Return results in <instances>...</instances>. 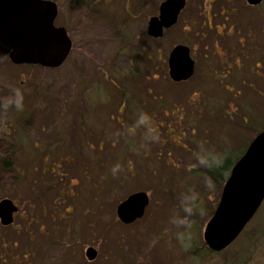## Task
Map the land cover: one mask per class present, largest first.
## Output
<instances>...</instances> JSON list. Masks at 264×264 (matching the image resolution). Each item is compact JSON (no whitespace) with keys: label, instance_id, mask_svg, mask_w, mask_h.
I'll list each match as a JSON object with an SVG mask.
<instances>
[{"label":"rangeland","instance_id":"374dc122","mask_svg":"<svg viewBox=\"0 0 264 264\" xmlns=\"http://www.w3.org/2000/svg\"><path fill=\"white\" fill-rule=\"evenodd\" d=\"M161 1L55 0V24L72 41L64 62L46 67L0 59V97L14 87L24 93L23 109L0 110V161L9 156L12 164L9 170L0 164V199L18 206L13 222L0 223V264H264V200L232 243L212 251L203 230L224 182L205 190L190 170L198 141L236 151L264 126V4L243 18V0H186L162 37L147 38V19L158 15ZM229 9L240 13L228 30L222 23L232 22ZM257 41L259 48H251ZM176 43L189 45L195 59L191 78L179 82L166 69ZM129 45L138 53L133 67ZM131 67L127 97L136 104L119 111L126 75L117 72ZM201 94L217 104L214 111L201 108L203 118L191 122ZM140 111L151 115L157 140L145 141L142 128L130 133ZM83 118L88 132L81 130ZM105 180L113 183L101 192ZM189 187L201 193L202 211L188 228L193 247L186 251L170 219ZM138 190L148 193L149 204L125 223L116 206ZM89 246L96 250L91 259Z\"/></svg>","mask_w":264,"mask_h":264},{"label":"water","instance_id":"95a60500","mask_svg":"<svg viewBox=\"0 0 264 264\" xmlns=\"http://www.w3.org/2000/svg\"><path fill=\"white\" fill-rule=\"evenodd\" d=\"M256 3L260 0H248ZM185 0H163L158 15L148 21V32L154 37L173 25ZM58 7L55 0H0V59L8 56L16 63L57 67L67 58L72 41L63 25H56ZM189 47L175 44L168 54V74L174 81L189 79L194 60ZM264 199V129L249 142L244 153L230 169L218 203L207 220L203 239L212 251L226 248L238 237ZM149 203L148 193L133 191L116 206L125 223L140 218ZM18 206L9 197L0 199V222L8 225ZM87 258L96 255L94 247L85 251Z\"/></svg>","mask_w":264,"mask_h":264},{"label":"clouds","instance_id":"9594fccd","mask_svg":"<svg viewBox=\"0 0 264 264\" xmlns=\"http://www.w3.org/2000/svg\"><path fill=\"white\" fill-rule=\"evenodd\" d=\"M23 109L24 93L20 87H14L9 94L0 97V110L7 111L9 108ZM142 128L144 130L145 141H155L159 138L158 132L152 124V117L146 111H140L134 124L129 130L133 133L135 129ZM227 140V137H224ZM230 147L226 146L217 149L210 146L206 141L197 142V148L194 151V161L190 168L201 178V185L205 190H214L216 186V175L218 170L224 169L228 160ZM121 165L117 162L112 167L115 174ZM201 193L194 188H186L177 196L176 211L170 219L171 225L175 226V233L178 242L184 250H190L193 247L192 233L188 231L192 223L193 217L202 211Z\"/></svg>","mask_w":264,"mask_h":264},{"label":"trees","instance_id":"16d2710c","mask_svg":"<svg viewBox=\"0 0 264 264\" xmlns=\"http://www.w3.org/2000/svg\"><path fill=\"white\" fill-rule=\"evenodd\" d=\"M129 47H131V45H129ZM143 51V50H142ZM132 54H135V55H132V56H134V57H131V59H130V63H131V65L130 66H132L133 67V65H136L135 63H133V62H137V54H136V52L134 51ZM146 56L149 58L151 55H150V53H146ZM132 67L131 68H129L128 69V71H119L118 70V72H117V74H120V75H126V76H124V78H125V87H123V88H121L120 90H122L121 91V102H120V107H119V111H121L124 107H126L127 106V103H128V105L129 106H133L134 105V103L136 104V102L135 101H132L133 102V104L131 103V99H129L130 97H127V93H128V86L131 84V82H132V79H133V76H134V74H135V69H132ZM126 73V74H125ZM145 75V79H149L150 78V76H149V74H144ZM168 79V78H167ZM169 80V79H168ZM110 82H114L113 80H111ZM99 89H101L102 91H103V88H101V86H99L98 87ZM97 88V89H98ZM104 92V91H103ZM106 95V94H105ZM203 95V96H202ZM201 96H202V99L200 98V99H197L196 100V102H195V105L198 103V105H196V107L194 108V109H196V113H193L192 115H188L187 116V118H190V120H191V122L194 120V119H197L198 117H197V115H200L202 118H203V114H202V112H201V108H205L207 111H214V108H215V104H217V99L215 98V97H213V98H211V97H207V96H205L204 94H201ZM107 97V96H106ZM90 98H88V100H89ZM94 105H91V107H93ZM209 108V109H208ZM164 112V111H163ZM23 113H21V115H22ZM191 114V113H190ZM17 117V115L15 114L14 115V117L13 118H16ZM12 118V117H11ZM12 118V119H13ZM245 119V118H244ZM247 119V118H246ZM17 120V122H19V120H22L21 119V117H20V119L18 120V118L16 119ZM100 120V119H99ZM119 120V119H118ZM249 120V119H248ZM161 122H159V124H162V120H160ZM105 124H106V122H105ZM190 125H192L191 123H190ZM249 125V124H248ZM121 126H123V123H121ZM209 126V125H208ZM82 128H81V130H83V131H85L86 130V132H88L89 130L87 129V128H90V126H89V122H84V118H83V124H82V126H81ZM102 127H103V125H102ZM99 128V127H98ZM101 128V127H100ZM104 128V127H103ZM131 129V127L129 128V130ZM195 130H197V128H194ZM208 131H210L211 130V127L209 126L208 128ZM262 129H264V126H262V128L259 130V131H261ZM258 131V132H259ZM193 132H194V130H193V126H192V130H191V134L193 135ZM258 132H256V134L258 133ZM139 139H140V137H139ZM138 139V140H139ZM249 142H250V140H249ZM249 142L246 144V146H242V147H239V148H237V150L236 151H234V150H231L230 149V152H229V155H228V160H227V163H226V166H225V168L224 169H221V170H218L216 173H215V175H216V181L217 180H221V182H224L225 181V179H226V177L228 176V174H229V172H230V169H231V167L233 166V164L238 160V158L244 153V151H245V149H246V147H247V145L249 144ZM131 146H133V143H131V142H129V143H125V149L126 150H130V148H131ZM134 146H136V148L135 149H137V147H138V144L137 145H134ZM219 146V145H218ZM218 146H215L217 149H222V148H224L225 146H223L222 148H220V147H218ZM52 149V143H50V147H47L46 146V150L45 149H43L45 152V157H46V159L50 156V152H49V150H51ZM9 156H7L6 158H4V159H2L0 162V164L2 165V167L3 168H5V169H7V170H9V169H11V167H12V164L10 163V161H9ZM95 159H96V157H95ZM136 160H139V159H136ZM47 168L49 169V166H47ZM106 169V168H105ZM105 169H104V166H103V170L105 171ZM190 170H192L191 168H190ZM193 171V170H192ZM105 177V176H104ZM107 177H110V175L109 176H107ZM110 180H105L104 182H103V184H101V189H100V191L101 192H103V189L105 188V187H107L108 185H110V184H112L113 182H109ZM96 195L98 196V191L96 190ZM96 196V197H97ZM118 216V215H117Z\"/></svg>","mask_w":264,"mask_h":264},{"label":"flooded vegetation","instance_id":"af4514ba","mask_svg":"<svg viewBox=\"0 0 264 264\" xmlns=\"http://www.w3.org/2000/svg\"><path fill=\"white\" fill-rule=\"evenodd\" d=\"M185 4H186V0H185ZM185 4H184V7H185ZM264 4V0H260L259 2H256V3H250L248 0H243V5H245V11L242 13V15L241 16H243V18H245V16H250V11H246V10H249L248 8H250V9H255V8H259V7H261L262 5ZM160 5V4H159ZM183 7V8H184ZM182 8V9H183ZM182 9L180 10V12L182 11ZM242 10V9H241ZM227 11V10H226ZM158 12H159V7H158ZM180 12H179V14H178V17H177V20H178V18H179V15H180ZM228 12V13H227ZM227 12H225V13H227V15H226V17H228L232 22H230L229 24L227 23H222V26L225 28V29H230L231 28V26L233 25V22L235 21V16L238 14V13H240V12H231V9H229ZM153 16V15H152ZM151 17V16H150ZM150 17H148V19H147V22H146V26H145V37H147V38H155L154 36H152V35H150L149 34V32H148V21H149V18ZM177 20H176V22H177ZM175 22V23H176ZM209 22H210V19H208V24H209ZM224 22V21H223ZM174 23V24H175ZM173 24V25H174ZM224 24H225V26H224ZM172 26V25H171ZM171 26H169V27H171ZM210 26L211 27H215V25L212 23V25H211V23H210ZM209 26V27H210ZM168 27V28H169ZM168 28H163V30H162V34L160 35V36H158V38H160V37H162L163 35H164V33H165V31L168 29ZM216 28V27H215ZM237 30L239 31L240 29H238L237 28ZM251 36H254V34L252 33V35ZM144 37V38H145ZM157 38V37H156ZM238 42H239V44H240V49H243L244 48V46H243V42H241V40L240 39H238L237 40ZM177 44V43H176ZM185 44V43H184ZM228 44V43H227ZM175 45V44H174ZM173 45V46H174ZM187 45V44H186ZM172 46V47H173ZM188 47H189V52H190V55H191V57L193 58V60H194V71H195V59H194V57H193V54H192V49H191V47L189 46V45H187ZM171 47V48H172ZM231 47H232V45H229L228 44V48L229 49H231ZM251 48L253 47L254 49H258L259 48V46H258V41L257 42H254V44H252V46H250ZM129 52H134V49H133V47H132V45H131V47H129V50H128ZM143 51H145V50H143ZM170 51V50H169ZM149 52V51H148ZM241 52V51H240ZM168 54H169V52H168ZM229 54H231L232 56H236V54L235 53H233V52H230ZM167 61H168V55H167ZM233 62H235V61H233ZM166 64H167V73H168V62H166ZM194 73V72H193ZM193 75V74H192ZM168 77H169V79H171L170 78V76H169V74H168ZM191 78V77H190ZM189 78V79H190ZM172 80V79H171ZM186 80H188V79H186ZM174 81V80H173ZM181 81H185V80H181ZM175 82H179V81H175ZM16 212V211H15ZM14 212V213H15ZM13 222V221H12ZM1 223V222H0ZM2 224V223H1ZM3 225V224H2ZM87 249V248H86Z\"/></svg>","mask_w":264,"mask_h":264}]
</instances>
